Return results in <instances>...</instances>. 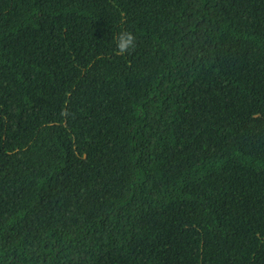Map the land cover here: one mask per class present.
<instances>
[{
    "label": "trees",
    "instance_id": "16d2710c",
    "mask_svg": "<svg viewBox=\"0 0 264 264\" xmlns=\"http://www.w3.org/2000/svg\"><path fill=\"white\" fill-rule=\"evenodd\" d=\"M0 264H264V0H0Z\"/></svg>",
    "mask_w": 264,
    "mask_h": 264
},
{
    "label": "clouds",
    "instance_id": "9594fccd",
    "mask_svg": "<svg viewBox=\"0 0 264 264\" xmlns=\"http://www.w3.org/2000/svg\"><path fill=\"white\" fill-rule=\"evenodd\" d=\"M137 46V37L133 32L123 30L115 36V54L117 56H125L131 53Z\"/></svg>",
    "mask_w": 264,
    "mask_h": 264
}]
</instances>
